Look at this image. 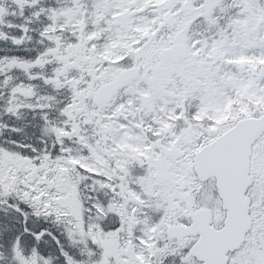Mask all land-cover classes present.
Returning a JSON list of instances; mask_svg holds the SVG:
<instances>
[{"label": "snow or ice", "instance_id": "snow-or-ice-1", "mask_svg": "<svg viewBox=\"0 0 264 264\" xmlns=\"http://www.w3.org/2000/svg\"><path fill=\"white\" fill-rule=\"evenodd\" d=\"M0 264H264V0H0Z\"/></svg>", "mask_w": 264, "mask_h": 264}]
</instances>
